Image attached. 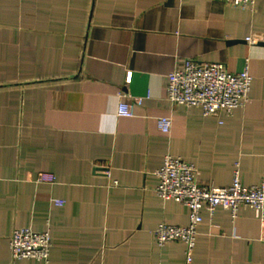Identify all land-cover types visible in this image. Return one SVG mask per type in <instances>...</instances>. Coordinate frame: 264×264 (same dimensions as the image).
Wrapping results in <instances>:
<instances>
[{"label":"crops","instance_id":"crops-1","mask_svg":"<svg viewBox=\"0 0 264 264\" xmlns=\"http://www.w3.org/2000/svg\"><path fill=\"white\" fill-rule=\"evenodd\" d=\"M248 36L264 39V0H0V264H186L185 243L152 233L190 220L156 193L157 170L171 154L203 183L230 185L236 162L247 185L261 180L264 44ZM189 58L248 62V100L220 115L173 103L168 74ZM202 215L192 264H264L253 208ZM16 227L50 230L48 261L13 257Z\"/></svg>","mask_w":264,"mask_h":264},{"label":"built area","instance_id":"built-area-1","mask_svg":"<svg viewBox=\"0 0 264 264\" xmlns=\"http://www.w3.org/2000/svg\"><path fill=\"white\" fill-rule=\"evenodd\" d=\"M242 8L253 7L255 0H222ZM251 44L262 42L255 36H248ZM253 76L249 63L238 72H231L219 61H197L186 59L182 65L168 74L167 97L173 103L190 107H201L204 115L232 114L249 98ZM141 100L140 98L138 99ZM119 115L131 116V105L120 103ZM159 128L170 131L172 120L163 116L158 119ZM159 183L155 191L164 200L175 199L190 209L187 225L160 222L152 231L159 245L169 241H182L186 245V264H192L198 236V226L203 220L204 207L213 214L218 206L230 210L232 217H238L242 205L253 208L264 221V175L258 183L247 185L242 176L240 163L236 162L233 181L230 185L218 186L213 182L203 183L198 179L197 167L181 157L167 154L157 170ZM40 182H54L56 175L39 172ZM58 204H63L61 200ZM14 258H36L49 260L52 236L49 229L35 230L32 227H16L11 236Z\"/></svg>","mask_w":264,"mask_h":264},{"label":"water","instance_id":"water-1","mask_svg":"<svg viewBox=\"0 0 264 264\" xmlns=\"http://www.w3.org/2000/svg\"><path fill=\"white\" fill-rule=\"evenodd\" d=\"M260 43L264 44V41H262V42H260Z\"/></svg>","mask_w":264,"mask_h":264}]
</instances>
